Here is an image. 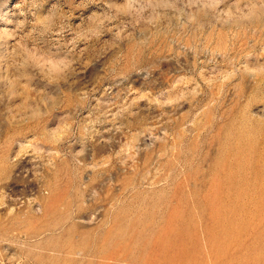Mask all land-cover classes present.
Here are the masks:
<instances>
[{"label": "rangeland", "instance_id": "1", "mask_svg": "<svg viewBox=\"0 0 264 264\" xmlns=\"http://www.w3.org/2000/svg\"><path fill=\"white\" fill-rule=\"evenodd\" d=\"M0 264H264V0H0Z\"/></svg>", "mask_w": 264, "mask_h": 264}]
</instances>
